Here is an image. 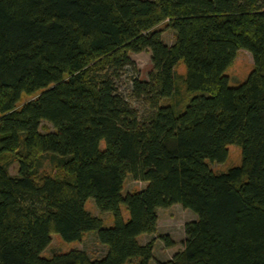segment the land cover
Instances as JSON below:
<instances>
[{
  "label": "trees",
  "instance_id": "obj_1",
  "mask_svg": "<svg viewBox=\"0 0 264 264\" xmlns=\"http://www.w3.org/2000/svg\"><path fill=\"white\" fill-rule=\"evenodd\" d=\"M163 21L171 44L156 29ZM239 49L253 68L229 86ZM143 50L147 79L130 81L144 116L115 86L134 64L128 53ZM179 61L182 108L161 103L178 93ZM230 144L240 164L214 172L208 162H223ZM11 153L17 174L0 162V264H149L153 240L138 236L174 203L196 219L182 248L153 264H264V0H0V158ZM44 154L58 174L38 173ZM128 174L145 186L122 194ZM88 198L110 226L85 209ZM88 231L106 246L101 257L41 255L52 233L75 241Z\"/></svg>",
  "mask_w": 264,
  "mask_h": 264
},
{
  "label": "rangeland",
  "instance_id": "obj_2",
  "mask_svg": "<svg viewBox=\"0 0 264 264\" xmlns=\"http://www.w3.org/2000/svg\"><path fill=\"white\" fill-rule=\"evenodd\" d=\"M161 22L156 26V29L161 32V39L166 44H171L174 40V32ZM128 56L133 60L134 64L125 67L119 72V76L115 79V86L119 95L123 96L131 106H133L139 115H146L148 112V106L144 101L136 99L131 94V78L137 77L139 79H147L148 72L151 69L150 53L149 50H143L140 52H129ZM253 68V60L251 54L245 49H239L235 58L228 67H226L224 74L228 77L229 86H237L242 83L248 73ZM176 80L178 84V93L173 99L164 98L161 103H169L178 101V107L182 108L187 101L189 94L184 91L183 84L181 82L185 73V65L182 61H179L175 66ZM39 94V91L25 94L22 93L17 106H20L24 102L34 99ZM53 127L45 122H41L40 130L45 132L51 130ZM100 147H103V141L100 142ZM0 162H3L7 166V170L10 174H17L18 163L16 161L15 154H3L1 155ZM241 162V150L240 147L235 144L227 146V157L221 162H208L210 168L214 172H223L229 167L239 165ZM39 174L48 173L56 175L58 170L55 168L54 159L50 154H44L40 159L39 166L37 168ZM145 186V182L134 180L129 174L125 177L122 194L127 192H133L139 190ZM86 210L92 215L98 216L103 220L104 226H110L112 224V215L109 212H100L96 207L92 198H88L84 204ZM121 212L124 219L128 217V212L121 206ZM156 231L153 234H141L138 236V241L144 243L150 239L153 240V258L149 261V264H153L155 261L168 260L173 254L182 248L183 241L185 239L184 225L186 222L196 219V215L190 209L182 207L178 203H174L166 208H158L157 211ZM159 235H167L172 240V246H165L164 242L159 238ZM71 249L84 250L90 258L101 257L105 251L106 246L98 241L96 231H88L83 234L80 240L64 241L59 234L52 233L49 245L42 252V256L49 257L56 253H62ZM136 260L132 259L128 264H135Z\"/></svg>",
  "mask_w": 264,
  "mask_h": 264
}]
</instances>
